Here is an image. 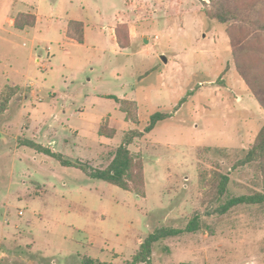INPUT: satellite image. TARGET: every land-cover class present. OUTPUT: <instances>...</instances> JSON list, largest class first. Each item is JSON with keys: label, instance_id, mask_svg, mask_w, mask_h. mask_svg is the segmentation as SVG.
Wrapping results in <instances>:
<instances>
[{"label": "rangeland", "instance_id": "rangeland-1", "mask_svg": "<svg viewBox=\"0 0 264 264\" xmlns=\"http://www.w3.org/2000/svg\"><path fill=\"white\" fill-rule=\"evenodd\" d=\"M206 3L0 0V91L19 85L0 112V264H81L84 255L125 264L154 228L184 229L195 215L200 229L157 241L150 264H264V204L218 214L212 199L219 174L229 178L224 198L261 190L257 166L237 162L264 110L235 69L227 24L207 17ZM26 7L37 20L18 32L8 18ZM69 18L84 22L83 44L64 36ZM119 24L130 39L123 49ZM106 95L136 101L137 122L115 117ZM156 111L170 117L129 146L143 160L145 197L19 144L53 143L87 162L101 143L95 164L105 166L123 134L142 131ZM104 118L112 139L97 134Z\"/></svg>", "mask_w": 264, "mask_h": 264}, {"label": "trees", "instance_id": "trees-1", "mask_svg": "<svg viewBox=\"0 0 264 264\" xmlns=\"http://www.w3.org/2000/svg\"><path fill=\"white\" fill-rule=\"evenodd\" d=\"M204 13L207 17L220 23L227 24L226 33L230 39L231 56L236 71L244 80L254 99L264 110V46L252 45V41H264V0H208ZM35 15L31 12H19L14 17V28L24 30L35 23ZM235 22L234 24H229ZM238 33V35H237ZM68 38L82 43L84 40V24L79 20H69L65 32ZM117 45L123 49L130 46V39L125 26L119 24L114 28ZM260 36V38H259ZM259 38V39H258ZM259 59L260 62H255ZM17 87L6 85L0 94V112L7 104L8 98L16 93ZM4 95V96H3ZM113 98L119 104V110L125 113V120L137 122L136 101ZM170 117L167 112L156 111L149 117L147 125L142 131L130 129L123 134L121 142L109 156L105 166H97L80 160H70L63 154L54 151L31 139H22L19 144L27 146L38 153H42L57 160L64 167L79 169L87 178L105 181L123 190L134 193L138 197H145L144 164L140 156L135 155L129 148L135 139L151 132L161 121ZM98 135L113 138L114 128L107 125V119L99 125ZM238 165H256L261 171V190L248 194H241L224 198L228 176L219 174L217 182L213 184V202L217 204L215 211L225 214L239 204H264V123L255 136L251 147L238 160ZM200 220L193 216L184 229L172 227H156L139 243L125 264H150L153 245L160 239L175 236L181 232H195L200 229ZM81 264H109L88 256H82Z\"/></svg>", "mask_w": 264, "mask_h": 264}, {"label": "crops", "instance_id": "crops-1", "mask_svg": "<svg viewBox=\"0 0 264 264\" xmlns=\"http://www.w3.org/2000/svg\"><path fill=\"white\" fill-rule=\"evenodd\" d=\"M19 12H31V13H33L34 15H35V23H36V20H37V16H36V14H35V11H34V9L32 8V7H26L25 9H23V10H18V11H16L15 13H14V15L13 16H11V17H9L8 18V25L10 26V27H12L14 30H16V31H18V32H23V31H25V29L24 30H17V29H15L14 28V17H15V15L17 14V13H19ZM69 20H79V21H81L80 19H74V18H69V19H67L66 20V22L63 24V34H64V36L67 38V39H69V40H71V41H73V42H75V43H78V42H76L75 40H73V39H71V38H68L67 36H66V34H65V32H66V28H67V24H68V22H69ZM83 22V21H82ZM35 23H34V25L32 26V27H34L35 26ZM83 24H84V22H83ZM116 25V24H115ZM114 25V26H115ZM114 26H113V39H114V41H115V43H116V40H115V36H114ZM32 27H30V28H32ZM26 29H28V28H26ZM85 39H86V26H85V24H84V40H83V42L82 43H78V44H83L84 43V41H85ZM116 45H117V43H116ZM117 47L119 48V49H121L118 45H117ZM18 85V84H16V83H14V82H12V83H10V84H5L4 86H6V85ZM3 86V87H4ZM19 86V85H18ZM3 87H2V89H3ZM2 89H1V91H2ZM0 91V92H1ZM32 92V90L30 91V93ZM22 93H23V91H22ZM251 95V94H250ZM108 96L109 95H106V98H108ZM117 98V97H116ZM120 99V98H119ZM245 105V104H244ZM259 106V105H258ZM259 108H260V106H259ZM114 109L115 110H117V111H119L120 113H121V115H115V117H124L123 116V113L118 109V103L117 102H115V107H114ZM243 111H245L247 114H249L250 115V113H251V111L248 109V108H246V107H244L243 108ZM260 111L262 112V110H261V108H260ZM104 117H106V118H108V120H109V123H110V125H112L111 123H112V118L114 117H112V118H110V115H107V116H104ZM103 118V117H102ZM102 118H101V120H102ZM29 124L31 125V126H33V127H35V125H37V122L36 121H33V120H30V122H29ZM100 124V123H99ZM98 128H99V125H98ZM97 131H98V129H97ZM73 133L74 134H77L78 132L77 131H73ZM98 134V133H97ZM99 137H104V136H100V135H98ZM104 138H106V137H104ZM106 139H112V138H106ZM55 141V139H50V142H54ZM51 145H53V143L51 144ZM51 145L49 146V147H51ZM104 144H101L100 143V146L96 149V151H95V155H94V157L91 159V161H87L88 163H90V164H93V165H96L95 164V156H98L99 155V151H100V149H102V147H103V149H104V146H103ZM48 146V145H47ZM102 146V147H101ZM60 153V152H59ZM142 240H140L139 241V243L141 242ZM139 243H138V245H139ZM138 247V246H137ZM137 249V248H136ZM135 249V250H136ZM134 250V251H135ZM134 251H132V253H130L129 254V256H128V258H126V259H129L130 258V256L133 254V252ZM84 256H87V255H84ZM88 257H90V256H88ZM90 258H93V257H90ZM93 259H95V258H93ZM98 260V259H97ZM102 262V261H101ZM105 263H109V264H113L112 262H105Z\"/></svg>", "mask_w": 264, "mask_h": 264}, {"label": "water", "instance_id": "water-1", "mask_svg": "<svg viewBox=\"0 0 264 264\" xmlns=\"http://www.w3.org/2000/svg\"><path fill=\"white\" fill-rule=\"evenodd\" d=\"M160 58L162 59L163 62L167 61L166 56H164L163 54L160 55ZM181 264H194L192 262H182Z\"/></svg>", "mask_w": 264, "mask_h": 264}]
</instances>
